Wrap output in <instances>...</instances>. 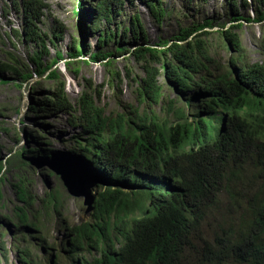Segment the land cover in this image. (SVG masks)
Returning a JSON list of instances; mask_svg holds the SVG:
<instances>
[{
  "label": "trees",
  "instance_id": "1",
  "mask_svg": "<svg viewBox=\"0 0 264 264\" xmlns=\"http://www.w3.org/2000/svg\"><path fill=\"white\" fill-rule=\"evenodd\" d=\"M126 1L138 0H98L93 26L103 19L112 24ZM141 1L162 20L161 0ZM231 5L235 14L232 29L218 33L220 44L234 47L238 54L225 68L218 65V72L212 70L216 60L208 41L213 31L207 29L214 26L210 20L182 28L174 43L157 48L146 44L147 34L136 14L123 35L130 29L135 41L143 39L144 43L134 49L124 44L115 52L102 48L92 54V59L106 61L131 52L144 62L146 75L134 80L138 106L153 108L163 102L164 85L159 78L163 72L167 85L188 111L183 106L176 109V101L169 100L177 115L174 122L155 113H140L138 107L131 110L133 117L106 115L89 93L100 94L98 86L92 89L91 80L79 99L71 102L60 73L51 71L63 55L58 53L59 58L47 65L42 59L49 54L47 35L39 28L47 0H13L23 17V30L17 34L36 45L29 57L35 73L43 76L50 71L47 78L55 83L54 91L37 109L67 112L86 134L71 146V151L81 154L82 165L71 181L87 190L93 188L95 194H91L94 200L89 203L88 216L66 225L69 238L63 247L67 245L68 264H264V61L246 58L239 34L232 30L251 18L240 14L236 0ZM244 5L248 6L247 1ZM257 14L258 21H264V9H257ZM120 28L103 31L99 44L105 47L113 39L118 41ZM82 52L76 46L70 56L76 59ZM71 64L67 61L66 67L70 69ZM0 69L16 71L25 79L32 76L9 63L0 64ZM193 104L196 111L191 114ZM39 150L45 156L53 154L38 147L30 152ZM259 182L260 187H255ZM12 185L22 202L16 208L19 221L41 229V211L35 209L26 180ZM46 198L59 219L55 194ZM225 213L227 218L217 222L206 238L207 221Z\"/></svg>",
  "mask_w": 264,
  "mask_h": 264
},
{
  "label": "rangeland",
  "instance_id": "2",
  "mask_svg": "<svg viewBox=\"0 0 264 264\" xmlns=\"http://www.w3.org/2000/svg\"><path fill=\"white\" fill-rule=\"evenodd\" d=\"M245 1L248 6L244 5ZM97 2L47 0L48 8L39 24V28L47 35L45 47L49 52L43 55V62L45 65L52 64L53 60L59 58L58 53L63 55V59L53 64L51 71L60 73L66 94L73 103L90 84L88 80H91L92 89L98 86L100 94L95 93V90L89 93L96 104L104 108L106 115L115 117L120 113L129 118L134 116L131 110L138 107L140 113L146 111L148 115L157 114L160 119L177 120L168 101L174 99L176 109L185 105L176 97V91L167 85L168 80L163 72L159 77L164 85L163 102L153 108L146 104L138 106L137 83L134 80L146 75L144 62L136 59L131 52L112 56L106 61L92 59V54L102 48L115 52L117 47L124 44L128 49H134L144 43L143 39L136 42L130 29L123 35L136 14L147 34L146 44L157 48L174 43L182 28L197 26L206 20L212 21L213 28L207 30L213 31L208 41L213 45L211 53L216 60L212 69L214 72H218V65L222 68L228 66L230 58L238 54L234 47L228 49V46L220 44L218 33L219 30L232 29L235 15L232 0H161L164 9L161 21L141 0L134 3L126 1L122 13L112 24L103 19L94 27ZM236 2L240 14L245 18L250 17L251 21L242 20V26L232 31L239 34L246 58L261 63L264 61V21H258L257 9H264V2ZM118 25L121 26L118 41L113 39L102 47L99 44L102 32L106 29L114 32ZM17 30H23L22 15L14 8L13 0H0V64L9 63L22 73H32L30 78L25 79L16 71L0 69V162L3 167L0 179L5 177L1 184L3 197L0 201V264H68L65 256L67 245L63 247L69 238L66 225L79 223L82 217L88 216L89 203L94 200L90 199L91 194H95L93 188L87 190L71 181L82 170L79 161L81 154L71 151V146L75 145L76 140L83 141L86 134L67 112L37 109L39 102H43L54 91L55 83L53 79L47 78L50 71L43 76L35 73L36 66L29 57L36 45L25 41L22 34H17ZM76 46L83 52L74 59L70 54ZM67 61H72L70 69L66 67ZM76 67L78 73L75 72ZM118 72L119 77L115 75ZM194 104L189 108L191 114L196 111ZM201 115L206 114L201 112ZM33 147L49 149L53 154L45 156L40 150L31 153ZM22 179L29 185L35 209L41 211V229L19 221L16 208L22 202L12 183ZM255 187H260V182ZM49 194H55L58 201L61 213L59 219L53 204L48 205L46 197ZM224 197H221L222 200ZM222 203L226 205L224 201ZM32 218L33 214L29 213V220ZM222 218H227V214H217L210 223L207 221L203 228L206 238L214 232V226ZM50 244H53L52 248H49Z\"/></svg>",
  "mask_w": 264,
  "mask_h": 264
},
{
  "label": "clouds",
  "instance_id": "3",
  "mask_svg": "<svg viewBox=\"0 0 264 264\" xmlns=\"http://www.w3.org/2000/svg\"><path fill=\"white\" fill-rule=\"evenodd\" d=\"M89 207H90V205H89ZM89 207H88V209H89ZM51 245V244H50ZM53 245V244H52ZM50 247V246H49Z\"/></svg>",
  "mask_w": 264,
  "mask_h": 264
},
{
  "label": "bare ground",
  "instance_id": "4",
  "mask_svg": "<svg viewBox=\"0 0 264 264\" xmlns=\"http://www.w3.org/2000/svg\"><path fill=\"white\" fill-rule=\"evenodd\" d=\"M75 168V167H74ZM82 177V176H81ZM81 177H79V178H81Z\"/></svg>",
  "mask_w": 264,
  "mask_h": 264
}]
</instances>
